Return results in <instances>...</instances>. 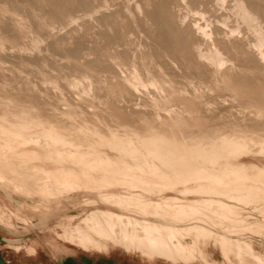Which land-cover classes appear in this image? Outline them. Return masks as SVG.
<instances>
[{"label": "bare ground", "instance_id": "obj_1", "mask_svg": "<svg viewBox=\"0 0 264 264\" xmlns=\"http://www.w3.org/2000/svg\"><path fill=\"white\" fill-rule=\"evenodd\" d=\"M170 2L149 0L146 6L130 7L131 3L125 12L132 21L145 15V23L154 22L160 27L166 35L165 54L172 53L173 46L184 43L181 30L178 32L175 28ZM213 2L226 9L228 0ZM230 2L228 13L217 18L219 28L223 26L224 34L234 35L238 28L230 27L231 19H241L254 33V45L259 50L256 58L246 57L247 64L235 63L239 52L230 55L227 48L226 51L221 48L223 45L213 43L215 38L213 41L209 21L199 26L203 41L201 46H194V51L199 60L211 67L209 79H200L201 86L206 85L209 92H217L219 96L228 95L233 104L255 113L256 121L246 127L240 123L225 127L210 123L212 118L209 121L200 112L213 105L205 99V88L202 90L199 83L196 86L189 80L186 86L180 87L178 81L171 78V72L167 73L169 69L165 72V66L161 67L162 64L154 60L156 52L141 51L142 48L126 52L111 47L105 49L112 69L121 68L119 72L113 71L119 83L136 94L143 92V103L151 110L150 114L141 113L133 122L125 121L122 135L103 132L84 113L96 110L95 101L99 100L101 110H107L113 119L124 118L114 105H108L109 99L95 96L90 78L98 77L100 70L89 69L83 60L74 61L84 71L83 76H67L64 81L65 87L86 105L79 102L73 105L62 97L66 106L60 115L67 118L87 142L72 139L70 134L74 133L66 130L69 128L57 129L58 113L42 112L37 98L19 97L4 91L0 84V110H3L0 112V154L17 157L7 155V148L20 146L18 156L42 172L32 189L18 178L5 176V167L0 166V236L8 243V248L17 253L16 257L24 252L29 258H37L43 248L61 246L74 247L99 260H109L112 254L118 253L122 256L118 264H264V246L256 243L257 239L264 240V124L258 125L264 120V27L258 22V16L264 15V5L256 0ZM150 3L152 10L147 7ZM100 4L99 8L109 7L107 0ZM195 5L196 0H191L190 10L203 17L207 15V11H198ZM91 7V2L85 1L84 8L92 13L88 16L100 12L95 13L97 8ZM12 11L14 16L20 17L0 29V51L7 54L5 49L9 47L24 53L43 50V42L54 31L47 32L48 39L30 29L10 35L6 30L10 26L26 28V18L17 15L18 10ZM43 18L33 22L50 28L48 18ZM75 18L71 21L75 22ZM47 48L56 54L60 46ZM77 50L68 52L65 58L76 60L73 55H81ZM137 54L150 57L144 56L138 62L134 60L139 57ZM4 60L6 58L0 56V63ZM73 125L67 127L74 128ZM47 141L57 147H41L42 142ZM253 144L261 148L255 151L251 148ZM136 156L142 157V162L127 160ZM14 217L23 219L24 223L11 225Z\"/></svg>", "mask_w": 264, "mask_h": 264}, {"label": "rangeland", "instance_id": "obj_2", "mask_svg": "<svg viewBox=\"0 0 264 264\" xmlns=\"http://www.w3.org/2000/svg\"><path fill=\"white\" fill-rule=\"evenodd\" d=\"M85 1L91 2V5L93 7V8L91 7V9L97 8L96 10H94L95 13L98 11L100 12H98L97 14L93 13V15L94 14L95 15L92 17L88 16L89 14H92V13L91 12L88 13L86 9L84 8ZM102 1L105 2V0H44V2L43 0H0V17H1L0 18V29L5 27L7 24L11 25L13 18L15 19V18L20 17V16H14V13H11L13 12L12 10L16 9L19 12L17 15H21V18L23 19L26 18L25 19L26 23L27 22L28 23L27 24L24 23L26 28L22 27V29H18L15 26L14 27L10 26V28L8 27L6 30L10 32L9 33L10 35H16V32L19 33V32H22V30L27 31L30 29L31 31L32 30L39 31L38 33L41 32L40 34L45 35L44 37L45 39L49 38L48 40H45L43 42L42 44L43 50L39 52L24 53V52H21L17 48L11 49V47L5 49V52H7V54L4 53V50L0 51L2 52L0 53L2 54L0 56L1 57L3 56V58H6V60H9V61L4 60L2 63H0V84L1 86L3 87L4 91L9 92V93H14L15 95L19 97L23 98V97H27L28 95V97L31 96V97L37 98L38 102L40 103V107L43 109L41 110L42 112H44L45 114H54V113L57 114L58 113L60 117V121L56 124V128L57 127H58L57 129L69 128L66 130L70 131L71 133H74L73 135L70 134V137H72V139H75V140L77 139L81 142H87V141H85L86 139L83 138L84 137L83 135L81 136V134L77 133L75 129L76 127L73 124H71L67 118L60 115V113L63 112V110H65L64 109L65 104H63L64 102H62L63 98L65 100L67 99L66 101H68V103H72L73 105L75 103L77 104V102H79L78 104L83 105L82 101L78 99V96L76 95V93L68 89L67 87H65L64 80L67 76H83L84 74V71L80 70L74 61L81 62L83 60L84 64H86L88 68L90 67L89 69H95V70L99 69L100 70V75L98 77L90 78L91 80L90 83H92L93 88L95 89L94 94L97 97H99L100 95L101 98L103 97L104 99H109L110 103L108 105L110 104L114 105L116 107V111L118 110L120 115L124 118H122L120 121L113 119L110 116V114L107 113V110H101L102 102L99 100L95 101L97 103L96 110H89V111L86 110L84 111V113H87L89 120L93 124L98 126L99 129L102 130L103 132L108 130V131L116 132L122 135L124 131L123 130L124 128L122 125H126L125 121H128L127 123L133 122L137 120L136 117L139 118V115L141 113L150 114L148 112H150L151 110L148 106H145L143 103L145 100V95L143 94V92L140 93V95L136 94L135 92L126 89L121 83H119V77H117V74H114L113 71L116 70V72H119L121 68H118V70L112 69L111 61L109 57L105 54V49L111 47V48H116L120 52H124V51L126 52V51H131V49L132 50L136 49L137 51H139L142 48L141 51L145 50L146 52H148L150 50V51H153L154 53L156 52V54L153 55V56H157V57H153L154 60L158 62L159 65L162 64L160 65L161 67L165 66L164 67L165 72H167L166 70L169 69L167 73L170 74L169 72H171L170 74V76L172 75L171 78L173 77V81L174 79H176L175 82L178 81L177 84H179V86L180 85L186 86L185 82L188 80L194 82V84L196 83L195 85L197 86L200 79L207 80V78L209 79L211 75V69H209L211 68L210 65L206 63V61L204 60L202 62V59L199 60L200 58L195 54V51H194V48L199 45L201 46L202 41H203L202 40L203 34H201L200 32L199 26L204 25L208 21L211 22L212 24L211 26L214 29V30L212 28L209 29V30H212L210 31V33L213 34V41L215 38V41L213 43L214 44L218 43L220 47L223 45V47L221 48L223 49L225 48V51L227 48L226 52H228V54L235 53L233 54L235 56L237 52H239L237 54L238 58L234 60L235 63L247 64L246 63L247 61L245 60L248 57L250 58L252 56L253 58H256V56L259 53V50L254 45V42H255V36H253L254 33L250 29H248L247 25L243 23L241 19L239 18L237 19V17H236L237 20L234 18L231 19L232 21L230 23V27H233L235 25L236 29L238 28L236 30V33L234 35H231L232 37L230 36V34H224L226 33V31H224L223 26H221L222 29L219 28L220 24L218 23L217 18L228 13L227 8H229L228 6H230L231 0L230 1L228 0L226 9L217 7L214 4L213 0H196V5H195L196 9L198 11H203V12L207 11V15H205L204 17L196 13L195 10L193 11L190 10L189 7L191 4V0H186V1L171 0L169 5H170V10L173 16H175L174 25H175V28H177L178 32L181 30L179 33H181L184 36V43L176 47L173 46L172 50H176V51L171 50L172 53L168 52L170 54L168 53L165 54L167 52L165 48V44H164L166 40L165 39L166 35L164 36L163 32L161 31L160 27L157 24H155L154 22L151 23L150 21L149 22L151 24L148 22L149 25L145 23L147 22L146 21L147 18L145 15L142 17L138 16L136 20H133V21H132V18L126 17V13H125L126 8L129 9L128 7L130 6L131 3H133L132 1L134 0H131V1L130 0H107L108 2L107 5H109V7L106 6L103 8L102 7L99 8V6L101 5L100 3ZM135 1L136 2H134L133 5L131 4L130 7L134 6L135 4H143L145 6L149 4V0H135ZM155 1L158 3H164L165 0H160V1L155 0ZM256 1H258L260 4L263 3L262 5H264V0H256ZM147 7L150 10H152L153 8L151 3ZM54 13L57 14L56 18L52 17ZM82 13L83 14L85 13V14L83 15ZM32 14L36 16L34 17ZM61 14L63 15V17ZM39 16H42V17H39ZM259 16H258V22L261 24V26L264 27V15L262 14L260 17ZM43 17H46V18H43ZM39 18L40 19L48 18L47 23H49L50 25L52 24L51 27L49 28L43 24L42 25L35 24L36 21L40 20ZM61 18H64V20L62 21ZM72 18H75V20L76 19L77 20L75 22H72L71 21ZM54 21H57V22H54ZM55 23L57 24L55 25ZM215 23L216 24L218 23V26H216ZM138 26H139V29L137 30L136 28ZM48 31H54L53 32L54 36L53 35H52L53 37L50 36L51 38L48 36L47 38L46 34ZM145 31L147 32L145 33ZM221 31L222 32L224 31V32L222 33ZM147 33H149V35ZM118 34L120 35L118 36ZM228 36H230V38ZM226 37L228 38L226 39ZM221 42L223 43L221 44ZM233 42H236V43H233ZM225 43H226V46H225ZM57 44L60 46V48H57L58 52L56 51V54L52 51L50 52L47 50L48 49L47 47H50L52 45H57ZM135 44H137L138 46ZM140 45L143 47H141ZM181 47L183 48L184 51L182 50ZM234 47H235V50H234ZM65 48H67L68 50ZM230 48L232 49L230 50ZM238 48H239V51H238ZM241 48H243L242 49L243 51L241 50ZM77 49L81 51L80 57L77 55H73L74 59L76 60L72 59V61H68L65 58V54H67L70 51L71 52L78 51ZM189 50L190 52L188 53ZM240 50L242 52H240ZM15 51H19V52H15ZM191 51L194 53H192ZM186 53L188 55H186ZM190 53L192 54L189 55ZM243 54H244V57L241 56ZM137 55H139V57ZM137 55L136 56L138 59L134 58V60L136 59L138 60V62L141 61L142 58H144V56L145 57L148 56V58L150 57L149 54L148 55L137 54ZM28 56H30V58ZM128 56H126V59H131V58H128ZM21 59L23 61H21ZM25 59L27 60V62L28 61L29 62L27 63ZM31 59H33V61ZM205 64L207 67L205 66ZM92 65H93V68H92ZM198 65L200 66L198 67ZM180 82L182 83L180 84ZM190 85L191 84H189L188 86ZM188 86L186 88L190 90L191 87H188ZM198 86L200 89L205 88V90L202 89L205 91V92L203 91V94H205V99L208 100L209 102L211 101L210 104H213L211 105L210 109H207V111L200 110V112L202 111L201 114L204 116V118H205V115L207 116V119L209 118L208 119L209 121L212 118L210 123H214L215 125H218V126L221 125L223 127L234 126V125L236 126L237 123H240L239 124L240 126L246 127L248 126V124L251 125L253 122L256 121L255 113L248 112L244 108H240L236 106V104H233L231 98L228 95L219 96L217 95V92H213V93L211 91L209 92V89L206 88V85L204 87L201 86V84ZM0 94H1V90H0ZM227 97H229L230 99ZM88 102L89 101H87V103ZM2 111L3 110H0V112ZM90 111H93V113H91ZM93 115L94 116L96 115L95 116L96 118L93 117ZM125 118L127 120H125ZM250 119H252V121ZM232 120L233 122H231ZM70 124L73 125L74 128H70L71 127ZM262 124H264V120L263 122L260 121L258 123V125H262ZM67 126H70V127H67ZM120 126L122 129L120 128ZM230 130H232V128H230ZM255 145L256 146H254V144L253 146L251 145V148L253 147L252 149H255V151H258L261 148V146H259L258 144H255ZM41 147H46L47 149H54L57 147V145L51 141H47L45 143L42 142ZM19 150H21L20 146H13V147L7 148V153H8L7 155L11 154L17 157L9 158V157H4L6 153L0 154V164H1L0 166L5 167V170H4L5 176L10 177V178H18L20 181H22L23 185L27 186L28 188L31 187L33 189L35 187L34 185H36L35 182H37V180L41 178L42 172L39 169H36L31 163H28L26 160L18 156ZM127 160L128 161L132 160L131 161L132 163H134L133 162L134 160H137V162H142V157L136 156V158H133V159L128 158ZM10 161L13 165V168H12V165L10 164ZM15 219L16 218L14 217V219L11 221L12 222L11 225L13 224V225L18 226L24 223L23 219L22 220H19V219L15 220ZM256 243L259 246L261 245L264 246L263 239H257ZM7 245L8 243L4 241V238L2 236H0V264H45L46 260L49 261V264H118L119 262H121L120 257L111 258L109 260H99L93 255L78 251L76 248L74 249V247L64 248L61 246H54L52 248H50L49 246L48 248L45 247L40 252L41 256L37 258H29L25 255L24 252H22L19 257H16L17 253L9 249ZM62 245L67 246L64 244Z\"/></svg>", "mask_w": 264, "mask_h": 264}, {"label": "crops", "instance_id": "obj_3", "mask_svg": "<svg viewBox=\"0 0 264 264\" xmlns=\"http://www.w3.org/2000/svg\"><path fill=\"white\" fill-rule=\"evenodd\" d=\"M42 235H43V234H42ZM119 257L122 258V256L119 255L118 253H116V254H114V255H113V254L111 255V258H119Z\"/></svg>", "mask_w": 264, "mask_h": 264}]
</instances>
